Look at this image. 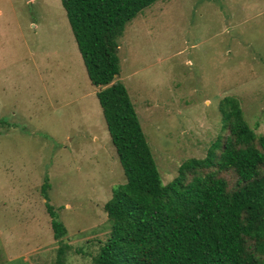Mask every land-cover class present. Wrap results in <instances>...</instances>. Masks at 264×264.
I'll use <instances>...</instances> for the list:
<instances>
[{
  "label": "rangeland",
  "instance_id": "obj_1",
  "mask_svg": "<svg viewBox=\"0 0 264 264\" xmlns=\"http://www.w3.org/2000/svg\"><path fill=\"white\" fill-rule=\"evenodd\" d=\"M127 89L163 184L225 136L234 98L264 133V0H160L120 40ZM60 0H0V264H93L104 204L125 183Z\"/></svg>",
  "mask_w": 264,
  "mask_h": 264
},
{
  "label": "trees",
  "instance_id": "obj_2",
  "mask_svg": "<svg viewBox=\"0 0 264 264\" xmlns=\"http://www.w3.org/2000/svg\"><path fill=\"white\" fill-rule=\"evenodd\" d=\"M160 0H60L95 88L125 183L104 204L109 225L93 264H264V133L234 98L220 103L225 136L163 184L127 89L118 81L126 26ZM42 185L56 264L70 248Z\"/></svg>",
  "mask_w": 264,
  "mask_h": 264
}]
</instances>
